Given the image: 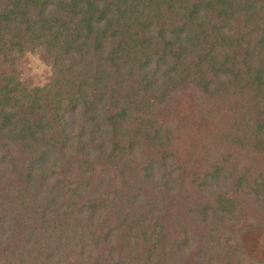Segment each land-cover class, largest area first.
<instances>
[{
	"label": "trees",
	"instance_id": "obj_1",
	"mask_svg": "<svg viewBox=\"0 0 264 264\" xmlns=\"http://www.w3.org/2000/svg\"><path fill=\"white\" fill-rule=\"evenodd\" d=\"M28 51L57 57L41 88L16 73ZM186 80L206 94L250 95L239 132L220 125L205 157L210 169L189 174L209 201L202 215L212 211L221 229L244 220L264 228V202L249 204L264 193V172L253 178L252 194L245 175L223 167L235 148L264 161V0H0V264H61L65 249L81 251L76 264H125L112 226L90 234V255L83 223L105 221L102 202L137 198L141 185L153 197L150 211L159 194L180 193L181 150L155 112L168 88ZM255 164L248 157L245 173L264 169ZM188 205L199 213L197 203ZM145 222L151 233L136 239L146 260H156L168 239L155 215ZM243 231L236 249L225 240L226 264L245 250L264 264L255 230ZM189 234L183 249L195 241ZM196 250L206 256L203 246Z\"/></svg>",
	"mask_w": 264,
	"mask_h": 264
},
{
	"label": "rangeland",
	"instance_id": "obj_2",
	"mask_svg": "<svg viewBox=\"0 0 264 264\" xmlns=\"http://www.w3.org/2000/svg\"><path fill=\"white\" fill-rule=\"evenodd\" d=\"M55 58L57 57L54 56L52 58L43 51H35L34 53L28 51L16 62V73L30 88H41L48 84L53 77L52 63ZM160 68V70L168 69L165 64ZM160 70H158L159 73ZM6 71H9V68H6ZM127 84L126 87L132 85L130 83ZM168 91H171V93H168L163 104L156 109L157 113L155 112V115L157 114L156 118L163 125L171 129V139L176 142L181 150V159L177 161L183 159L182 166L186 174L183 177H179V183L182 185L180 193L177 195L176 193L171 194V192L159 194L157 196L158 201H160L158 202V209L157 207L156 209L152 207L153 211H150L151 206L148 205L152 202L153 197L149 196L145 191L149 189L146 185H141L142 189H140V194L137 198L133 194L125 195L126 197L122 196L115 207L111 205L112 201L102 202L104 203L103 215L105 216V221L95 219L89 223L87 221L83 223L89 227V229L83 230V235L87 242L86 246L91 249L89 254H94L92 250H94L95 244V240L90 234L102 235L107 232L110 233L111 229L108 226H112L111 235L114 234L113 237L118 242V247L123 246L125 258H121L125 264H226L228 261H226L227 255L225 254L228 250L226 251L223 248L225 240H233L232 243L234 245H231L235 246V249L237 246L245 244L243 230L246 227H252L255 230L259 239L258 249L264 251V228L262 226L258 228V224L254 220L252 223L244 220L233 226H226L221 229L212 211L209 214L206 212V216L202 215V207L204 203L209 201L205 197L206 194L197 193L198 188L192 184L195 178L189 174L194 172V175H197L195 173L197 170L201 172V170L207 171L210 169L209 162L205 160V157L208 155L209 150L212 152L216 147L211 143L212 139H214L212 135L217 132L220 125L228 127V130L239 132L237 131L236 119L240 118L242 111L244 113L252 111L249 102L250 95L245 92L247 96H244V98L236 95H231L229 98L225 93L217 95L213 92H207L206 94L191 80L180 83L176 89L170 87ZM206 109L211 112L207 114L205 112ZM250 151L249 148H235L234 161L229 164L228 162L223 163V167L226 170L224 173L232 171L235 177L245 175L247 179L244 181L243 186L252 193L250 189L252 180L260 171L264 172V169L256 172L251 171L246 174L243 166L248 161V157L254 158L259 168H264V161H261L257 155ZM147 155H149V152ZM160 156V153L157 154V157ZM256 168L258 167L256 166ZM91 178L95 180L97 177L95 175ZM166 180L169 181L170 177ZM97 183L95 182L96 185ZM127 190H130V188L128 187ZM133 190L134 192L138 191V189ZM122 192L126 194L125 190ZM186 195L190 196L188 200L185 198ZM128 196H133V198H128ZM258 196L259 199H251L250 208H254L258 201L264 202V193L260 192ZM191 202L198 204L196 210L199 213L190 210L188 203L190 204ZM149 214L155 215V221L164 228L163 231L168 239V248L165 251V256L157 257L156 260L150 261L146 260L144 256L142 242L136 239L143 232H146L147 235L151 233L149 231L150 227L145 222ZM195 218L200 221L198 224ZM189 232H194L195 234L190 235ZM186 233L194 238L195 241L188 242L190 247L183 249L179 245L182 243ZM133 234L135 239L130 238ZM235 235L237 237L234 238ZM201 237H203V240L200 239ZM210 237L211 240L208 241ZM201 246L206 249L205 257H200L199 252L196 250ZM65 250L61 264H66V262L67 264H76L75 262L81 258V251L74 254L69 249ZM256 262L246 256L245 250L243 256L233 258L228 264H256Z\"/></svg>",
	"mask_w": 264,
	"mask_h": 264
}]
</instances>
